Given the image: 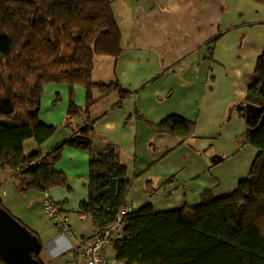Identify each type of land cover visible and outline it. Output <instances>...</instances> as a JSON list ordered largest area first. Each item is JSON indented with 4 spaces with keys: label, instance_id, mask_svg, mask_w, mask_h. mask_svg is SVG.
I'll list each match as a JSON object with an SVG mask.
<instances>
[{
    "label": "crops",
    "instance_id": "obj_1",
    "mask_svg": "<svg viewBox=\"0 0 264 264\" xmlns=\"http://www.w3.org/2000/svg\"><path fill=\"white\" fill-rule=\"evenodd\" d=\"M122 22L124 51L116 60L106 58L105 64L112 69L110 83L118 81L130 95L121 100L111 93L82 114L86 118L78 127L94 125L93 152L109 143L120 148L132 181L128 203L137 209L152 205L169 211L232 194L257 154L244 142L247 106H259L247 100L246 82L264 50V0H124ZM52 89L51 107L40 119L57 131L44 144L35 142L34 151L42 154L74 133L68 126L58 136L69 89L66 84ZM61 98L67 107L57 109ZM85 102V88L78 85L76 103ZM170 116L194 122L193 137L181 143L161 132L159 124ZM89 158L90 151L67 146L56 166L67 183L49 194L70 217L68 232H61L52 218L17 215L40 237L42 264H86L80 240L97 232L92 218L78 213L89 198ZM8 180L19 190L11 169ZM4 206L13 215L15 210ZM106 258L107 264H125L116 259L113 245Z\"/></svg>",
    "mask_w": 264,
    "mask_h": 264
},
{
    "label": "trees",
    "instance_id": "obj_2",
    "mask_svg": "<svg viewBox=\"0 0 264 264\" xmlns=\"http://www.w3.org/2000/svg\"><path fill=\"white\" fill-rule=\"evenodd\" d=\"M123 51L112 0H0V174L10 168L19 191L37 189L45 196L67 183L66 174L56 167L64 149L90 151L89 198L78 213L92 218L97 232L116 222L120 210L130 205L132 181L120 148L109 143L93 152L91 122L73 129L71 137L45 154L27 153L25 142L42 145L57 131L40 119L47 84L68 86V118L89 114L100 99L114 92L126 99L130 92L118 81L93 80L98 56L116 60ZM78 85L85 88L84 106L76 103ZM246 87L247 100L259 104L257 112L247 117L244 132V142L257 149L248 176L232 194L211 196L192 207L157 211L146 205L127 213L122 237L113 242L117 260L264 264V50ZM96 89L101 96H95ZM158 127L181 143L195 131L194 122L178 116L166 118ZM0 206L5 208L1 196ZM37 258L42 264L40 254ZM0 264H7L1 255Z\"/></svg>",
    "mask_w": 264,
    "mask_h": 264
},
{
    "label": "rangeland",
    "instance_id": "obj_3",
    "mask_svg": "<svg viewBox=\"0 0 264 264\" xmlns=\"http://www.w3.org/2000/svg\"><path fill=\"white\" fill-rule=\"evenodd\" d=\"M113 1V6H114V10L116 13V17L119 21V23L121 24V26L123 25L124 31L126 29L125 23L122 22V1L124 0H112ZM106 56H98L96 58V67L94 70V74H93V80L95 82H101V83H110L111 79L110 78L112 76V69L110 66H106L105 64V60ZM56 84H47L45 86V92H44V97L42 98V112L40 114V117L47 116L45 113V109H48V104L49 107H51V103L49 101V99L51 97H53V90L52 88H55ZM96 92L100 93L99 90H97ZM52 94V95H51ZM63 100L62 98L57 102V104H59L57 106V109H63L64 106H66L67 101ZM67 107V106H66ZM66 109V108H65ZM57 112V111H56ZM65 123L64 126H62L59 131H58V136H61V132H63V130H67L68 126H70L73 129H77L78 127V123L83 119L86 118V115H82L80 117H73L71 116L70 118H68L67 116H65ZM54 119V118H53ZM43 120V119H42ZM69 130V129H68ZM35 141L34 140H29L25 143V150L28 153H31L35 150ZM9 174H10V168H3L1 170V174H0V181L4 182V187L1 188L0 190V196H1V200L3 202L4 205H6L7 207H10L11 209H14L15 211L13 212V215L17 218L20 219V221H22L23 223H26L24 220H21V218H19L17 215H19L20 217L25 218V215H29L32 218H36L38 216H42V217H46V218H50L46 213H45V208L43 205V201H44V197L42 196L41 192L39 190H30L28 192H21L17 189V185L15 184L14 181H9L12 179H9ZM6 192V196L3 195V193ZM28 220H30L28 218ZM49 220V219H46ZM50 221V220H49ZM25 225V224H24Z\"/></svg>",
    "mask_w": 264,
    "mask_h": 264
},
{
    "label": "water",
    "instance_id": "obj_4",
    "mask_svg": "<svg viewBox=\"0 0 264 264\" xmlns=\"http://www.w3.org/2000/svg\"><path fill=\"white\" fill-rule=\"evenodd\" d=\"M247 108L248 117L258 110V106L252 107L250 104ZM42 246L36 233L0 206V255L7 264H40L37 256Z\"/></svg>",
    "mask_w": 264,
    "mask_h": 264
},
{
    "label": "built area",
    "instance_id": "obj_5",
    "mask_svg": "<svg viewBox=\"0 0 264 264\" xmlns=\"http://www.w3.org/2000/svg\"><path fill=\"white\" fill-rule=\"evenodd\" d=\"M43 205L45 213L58 222L60 231L68 232L70 217L62 213L49 193L45 194ZM135 209L136 207L132 204L122 208L116 222L96 232L93 236L80 240V251L86 264H107V248L113 245L115 239L122 237L124 228L123 218L127 213L133 212Z\"/></svg>",
    "mask_w": 264,
    "mask_h": 264
}]
</instances>
